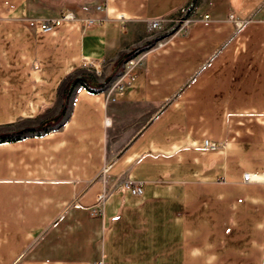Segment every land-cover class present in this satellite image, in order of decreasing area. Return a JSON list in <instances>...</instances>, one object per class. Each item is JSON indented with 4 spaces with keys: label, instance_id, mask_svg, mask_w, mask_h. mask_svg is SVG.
<instances>
[{
    "label": "crops",
    "instance_id": "1",
    "mask_svg": "<svg viewBox=\"0 0 264 264\" xmlns=\"http://www.w3.org/2000/svg\"><path fill=\"white\" fill-rule=\"evenodd\" d=\"M191 3L0 0V136L50 124L0 142V264H264V0H195L114 101L82 69L113 74ZM65 10L110 19L41 30ZM127 179L143 194L91 216Z\"/></svg>",
    "mask_w": 264,
    "mask_h": 264
},
{
    "label": "built area",
    "instance_id": "2",
    "mask_svg": "<svg viewBox=\"0 0 264 264\" xmlns=\"http://www.w3.org/2000/svg\"><path fill=\"white\" fill-rule=\"evenodd\" d=\"M94 10L97 13L101 12L102 7L97 6L95 7ZM189 10L190 9L187 7L180 10V13H182V18L177 23L174 24L175 26H179V27L185 26L189 23V18L186 17L188 15ZM105 14L106 15L104 17H98L96 15H93V16H86L84 18H80L76 15L74 11L65 10L61 14H59L56 18H48L41 21L40 28L43 32H50L51 30L58 28L65 23H76L80 26V28L85 30L92 26H98L102 22L110 19L109 16L110 13L106 12ZM206 18L207 17H205V19ZM114 19L119 23H121L122 25H124L127 22L126 18L122 14H116ZM230 19L234 23L236 28H240L243 25L242 21H238L236 19H233L232 17ZM164 25H165V21L162 19L151 20L148 22L149 31H159L163 28ZM174 27H172L169 31H172ZM144 56H145V52H140L138 50V52L132 54L131 57L121 65L120 71L112 80L106 79L103 82H101V86H103L102 90L106 95V101H114V98H112L113 95L122 94L131 85L133 72L138 66L142 65ZM100 63L101 62H98L90 58H84L82 60V66L88 69L92 68L97 76L98 75L100 76L102 72L103 66ZM203 147L206 149H214L217 147V144L206 141L203 143ZM261 181H262L261 177L256 174L245 173L242 176V182L244 184L259 183ZM116 190L117 191L128 190L132 196L138 197L143 194V184L141 182L132 181V180H125L116 183V185L113 186V188L106 190L105 193L101 194L97 198L96 207L91 212L92 216L102 215V207L108 196V193ZM97 264H105V263L103 261H99Z\"/></svg>",
    "mask_w": 264,
    "mask_h": 264
},
{
    "label": "rangeland",
    "instance_id": "3",
    "mask_svg": "<svg viewBox=\"0 0 264 264\" xmlns=\"http://www.w3.org/2000/svg\"><path fill=\"white\" fill-rule=\"evenodd\" d=\"M187 8H191V7H187ZM71 11V10H70ZM189 12V11H188ZM189 14V13H188ZM78 16V15H77ZM80 18H84L86 16H78ZM187 18H189V15L186 16ZM56 18V17H55ZM182 18V13L179 12V14L176 16V18L174 20H172L171 22H166L165 25L163 26V28L159 31H149V34L147 36V41H149V43L147 44L146 48H143V49H140L138 48L137 50H139L140 52H146L148 49L154 47L155 45H157L158 43H160V41L164 40L166 38V33L170 32L169 30L171 29L170 27L173 26L175 23H177L180 19ZM179 24V23H178ZM170 28V29H169ZM97 61V60H96ZM100 62V61H98ZM102 64V62L100 63ZM121 68V66H120ZM120 68L113 74H111L110 72L108 74H104L103 73V69H102V72L100 74V76L98 77L96 74H95V71L91 68V69H88V68H85L84 66H82V69H84L86 71V74L92 76V78L96 79V81L101 84V82H103L104 80L106 79H110L112 80L117 74L118 72L120 71ZM140 122V121H139ZM142 122V121H141ZM108 170H109V166L108 165H105L103 168H102V171H101V177L102 179H105L106 177V174L108 173ZM129 180V179H127ZM125 181V180H123ZM105 182V180H104ZM142 183V182H141ZM143 184V183H142ZM108 190L107 188L102 192L105 193V191ZM114 191L112 192H109L108 193V196L111 195ZM101 195V194H100ZM99 195V196H100ZM98 196V197H99ZM107 196V198H108ZM97 197V198H98ZM106 198V199H107ZM106 201V200H105ZM96 204H97V200H96ZM96 204L95 206L91 209L90 212H92L95 207H96ZM102 212H103V207H102ZM92 216V215H91ZM93 217H98V216H93Z\"/></svg>",
    "mask_w": 264,
    "mask_h": 264
},
{
    "label": "trees",
    "instance_id": "4",
    "mask_svg": "<svg viewBox=\"0 0 264 264\" xmlns=\"http://www.w3.org/2000/svg\"><path fill=\"white\" fill-rule=\"evenodd\" d=\"M92 80L93 79L91 77L89 78V76H88V77H82V78L78 79L76 82L83 83L84 85L88 86V83L89 82L91 83ZM100 88L103 89V86H100L99 89ZM91 89L95 90L94 88H91ZM49 126H50V124H46L45 126H43L42 128H39V129H28V130L23 131L22 133L1 135L0 136V142L17 141V140H20L22 138V135H24L26 133H36V132H40V131H45L46 128Z\"/></svg>",
    "mask_w": 264,
    "mask_h": 264
},
{
    "label": "water",
    "instance_id": "5",
    "mask_svg": "<svg viewBox=\"0 0 264 264\" xmlns=\"http://www.w3.org/2000/svg\"><path fill=\"white\" fill-rule=\"evenodd\" d=\"M195 2V0H192V3H191V5H190V7H192V5H193V3ZM136 52H138V50H134V51H132V52H129L128 54H125L124 56H122V58L118 61V63H117V66H116V68H115V72L120 68V66L123 64V63H125L130 57H131V55L132 54H134V53H136ZM114 72V73H115ZM101 85L100 84H93L92 85V87H94V88H99ZM59 118H60V116H57L56 118H54L53 120H51L50 122L51 123H54V124H57L58 122H59ZM48 122H46V124H47ZM43 126H41L40 128H42Z\"/></svg>",
    "mask_w": 264,
    "mask_h": 264
}]
</instances>
